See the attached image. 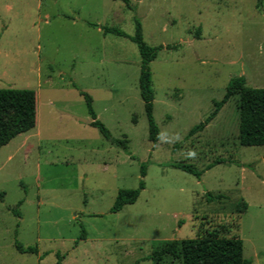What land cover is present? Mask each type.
Masks as SVG:
<instances>
[{"label":"rangeland","instance_id":"rangeland-1","mask_svg":"<svg viewBox=\"0 0 264 264\" xmlns=\"http://www.w3.org/2000/svg\"><path fill=\"white\" fill-rule=\"evenodd\" d=\"M130 2L0 0V89L37 98L35 128L0 148V264H155L163 242L220 228L264 264V146L239 143V94L189 135L231 78L264 88V0ZM135 17L148 44L170 46L150 63L155 146L138 47L103 31L133 35ZM81 91L110 139L90 124ZM141 180L137 200L112 212L119 191ZM161 264L180 263L167 256Z\"/></svg>","mask_w":264,"mask_h":264},{"label":"trees","instance_id":"trees-1","mask_svg":"<svg viewBox=\"0 0 264 264\" xmlns=\"http://www.w3.org/2000/svg\"><path fill=\"white\" fill-rule=\"evenodd\" d=\"M132 8L130 0H122ZM258 6H262V0H258ZM96 25V24H92ZM104 33L123 36L133 41L141 56L139 75V89L144 101L145 113L148 121L149 140L155 146L160 140L159 126L154 118L155 93L152 82L150 63L157 57L163 48L169 45L152 46L143 36L142 24L135 17V32L127 34L120 28L104 26ZM84 96L88 112L92 117L90 124L97 127L101 133L110 139L111 132L97 118L93 107V98L87 92L81 91ZM235 94H239V134L238 140L244 146H264V88H254L246 84L244 76H236L228 82L226 93L221 100H214V110L200 123L194 125L189 135L204 129V127L218 114L221 107ZM37 98L36 92L28 89H0V148L8 144L13 138L21 133H26L36 126ZM124 148H127V140H118ZM218 163V161L216 162ZM212 163L207 168L212 167ZM172 166L180 168L188 173L200 177L203 170L194 168L191 164L174 162ZM142 176L146 175L147 163H142ZM145 188L144 180H141L138 188L120 190L112 212L120 211L126 204L134 203ZM227 228L207 231L195 238L181 240H168L159 245L151 254L155 264H161L164 257L171 256L180 264H252L253 260L244 256V243L238 236L227 235ZM85 231L82 236H85ZM17 249L22 253H38L37 246H23L16 242Z\"/></svg>","mask_w":264,"mask_h":264}]
</instances>
